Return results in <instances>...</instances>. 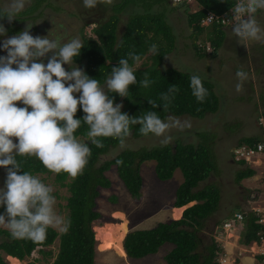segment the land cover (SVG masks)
I'll return each mask as SVG.
<instances>
[{"label": "trees", "instance_id": "obj_1", "mask_svg": "<svg viewBox=\"0 0 264 264\" xmlns=\"http://www.w3.org/2000/svg\"><path fill=\"white\" fill-rule=\"evenodd\" d=\"M171 1V0H170ZM169 0H122L113 3L110 11L105 7L107 17L100 20H89L86 24H94L91 35L81 33L84 47L74 62L82 64L84 71L89 77L96 78L101 85L111 74V69L117 66L120 58H128V53L133 52L141 56V65L135 73L137 84L129 86L128 97H120L118 94L109 93L114 103L122 102V113L129 116H139L144 111H154L161 119L167 116L189 115L193 118H204L206 114H214L221 107L220 98L214 90V84L195 72H183L174 67H162V62L175 45L174 35L171 26L165 20L162 11L151 12L155 3L166 5L172 10L177 4ZM198 9L187 13L188 24L193 29L191 39L193 49L199 57H206L204 43L211 47L210 54H214L223 45L225 40V24L232 21L230 11L231 5L237 0H195ZM135 4L143 7V12H131L124 22V29L118 32V25L121 20L120 14L126 5ZM103 4V3H102ZM101 5V2H100ZM99 5V6H100ZM104 5V4H103ZM52 6L51 0H28L26 8L18 15L26 16V19L33 20L43 13L44 7ZM108 7V5H105ZM167 7L158 8L165 10ZM4 8L0 6V13ZM187 11V8L186 10ZM214 15V19L208 24L201 25V21ZM19 16V17H20ZM223 17L227 22L223 23ZM7 18L0 19V24ZM23 20V19H19ZM15 19L5 25L7 32L13 33L20 30L21 25H14ZM204 33L203 42H197ZM152 44H156L157 53L149 52ZM129 64L135 67V63L129 59ZM147 73L150 84L147 88L141 87L139 81L143 74ZM196 74L207 89L208 95L203 102L197 101L192 94L190 77ZM175 85L178 91L171 97V102L163 108L161 94L167 93L169 87ZM242 98H238L241 100ZM148 100L157 102L158 107L152 108ZM84 116L82 109L78 108L76 118ZM246 117V116H245ZM264 117V112H263ZM228 126H230L228 124ZM140 125L131 127L132 138L142 137L139 131ZM88 126L82 122L81 127L75 132L78 139L87 142L91 149V155L83 172L76 177L67 173L55 174L56 181L60 186H66L69 195L66 197L65 207L67 208L66 221H70L67 231L58 232L54 227L47 230L46 239L42 242H35L30 239L13 238L6 227H0V264H8L3 255H10L19 260L24 259L37 251L45 257V264H96L95 239L92 227L102 223V215L96 209V199L99 196V188H108L110 180L103 173L111 165L117 167L118 176L134 199H140L142 195V179L139 174V164L146 160L155 161V174L160 180H167L172 177L175 169L182 172L183 180L175 190V197L172 206L184 207L192 201L195 203L184 209L182 216L177 220L169 222L159 221L155 226L148 229H133L124 237L123 247L130 258H142L148 254L156 253L164 243L173 244L172 249L164 254L166 264H220L216 255L221 251L220 246L214 237L210 242L202 246V239L199 236L200 230L204 227L206 219L217 209L220 191L214 182H209L198 188L200 182L205 181L210 175L218 173L216 168L215 144L213 143L214 133L208 131L197 132L199 140L195 142L175 141L173 144L158 145L140 149H124L115 156L104 160L102 156L119 144V141L112 137H99L103 147H96L87 136ZM261 139L257 136L242 137L237 146L248 144L256 148ZM24 171L33 175L50 174L42 163L34 156H18ZM118 161L120 163H118ZM244 164L245 159L238 161ZM254 169L245 167L236 172V182L252 176ZM6 180V178H5ZM114 200V197H113ZM234 209H237L234 208ZM5 211L0 206V214ZM234 211V210H233ZM235 213V212H234ZM242 220L243 228L240 241L242 244L256 242L260 244L264 239V223L260 216L250 210L241 219L234 214L223 219ZM58 237V250L53 252L48 246L52 245ZM48 258L52 260L48 263ZM264 255H259L263 259ZM34 264V263H29Z\"/></svg>", "mask_w": 264, "mask_h": 264}, {"label": "rangeland", "instance_id": "obj_2", "mask_svg": "<svg viewBox=\"0 0 264 264\" xmlns=\"http://www.w3.org/2000/svg\"><path fill=\"white\" fill-rule=\"evenodd\" d=\"M121 1L112 0L111 4L101 2V5L97 3L94 8H86L83 0H51L52 6L44 7L42 15L33 20L26 19L24 15H18L14 25H21V28L17 32H7V37L22 31L27 23L33 25L30 34L34 37L45 36L50 30V38L58 32L64 34L66 38L74 36L81 38L82 32L91 35L93 34L92 28L95 25L86 23L89 20H100L107 17V12L99 10V7L103 6L107 11H110L113 3ZM9 2L10 0H0L1 8L5 9ZM27 4L28 0L24 8ZM153 4L150 13L162 11L175 37L174 49L165 56L161 66H170L183 72L189 71L200 74L214 84V90L220 98L221 107L214 114H206L204 118H193L186 114L175 116L182 121L190 120L191 127L183 131L173 129L169 133L172 137L170 144H173L175 141L196 143L199 140L197 132H215L213 143H216L215 154L218 173H214L205 181L200 182L198 188L209 182H214L219 187L220 196L217 209L206 219L204 227L199 232V236L203 241L202 246L208 244L210 237L213 236L221 248V251L216 255L220 264H264V258L259 259V255H264V239L260 244L256 242L247 245L242 244L240 241L243 228L242 220H230L227 225L223 224V219L231 216L234 212H241L242 217L250 210L259 214L260 221L264 223V149L245 157L247 158L246 163L240 164L238 161L243 157L236 154L238 149L235 148L242 137L249 136L259 137L261 139L259 143L264 145V41L248 40L245 43L240 42L239 38L233 37L231 21L225 24V33L228 38L224 40L223 45L214 54L209 53L212 49L207 42H203L205 39L201 40L204 33L201 35L202 37L198 38L197 42H203L204 51L205 53L208 52L206 57H199L191 44V39H196L192 37L193 29L187 20V13L198 9L197 2L195 0L172 2V4H177V8L174 10L169 8L166 3L161 5V7H167L165 10H160V5ZM105 5H108V7ZM186 8L187 11H185ZM143 11L144 8L138 5H127L120 14L121 20L118 25V32L120 33L124 29V22L131 12L140 13ZM256 18L264 26V10H259L256 13ZM223 20L226 23V18L223 17ZM7 22L6 19L1 24L5 27ZM208 22L202 20L201 25L206 26ZM5 38V36H0V43ZM5 55L6 52L0 50V56ZM50 55L51 53L48 54V56ZM44 63H47V57L44 58ZM75 64L84 69L82 64ZM64 67L66 70H70L68 65H64ZM135 67H137L136 64ZM240 67H243L249 75L248 79L243 82V90L237 92L235 85L238 81L235 73ZM238 98L242 99L238 100ZM17 103L18 106L23 107L22 104ZM117 103L122 104L121 101ZM162 139L163 137H157L153 134L137 138L129 137L124 146L119 143L104 154L102 159L107 160L124 149H140L162 145L160 142ZM14 142L16 141L14 140ZM245 167L253 168L254 174L236 182V172ZM139 174L142 179V195L140 199H134L118 176L115 164L104 171L103 175L110 180V186L99 188L100 194L96 199V209L102 215L100 225L108 222L118 224L121 223L122 218H125L128 232L133 229H148L155 226L159 221L169 222L179 219L184 209L195 203V201H192L181 208L172 206L175 190L183 180L179 168L175 169L171 178L160 180L155 174V161L146 160L139 164ZM37 176L54 189L53 194L56 197L55 210L66 220L68 212L65 204L66 197L69 195L67 187L58 184L55 173H44ZM5 178L6 170L0 168V188L4 187ZM70 178L69 175L65 181H69ZM236 207L237 209H234ZM0 227L5 226L0 225ZM54 228L61 232L59 228ZM125 235L122 238V246ZM234 237L236 244L234 243ZM172 247L173 244L164 243L156 253L148 254L142 258H130L127 256L126 251L125 255H121L112 246L95 239L94 260L96 264H166L163 258L164 254L170 251ZM48 248L56 253L58 250V237ZM2 255L8 264H45L46 261L43 254L37 251H33L30 256L22 260L14 261L10 260L12 256ZM51 260V258H48L46 263Z\"/></svg>", "mask_w": 264, "mask_h": 264}, {"label": "clouds", "instance_id": "obj_3", "mask_svg": "<svg viewBox=\"0 0 264 264\" xmlns=\"http://www.w3.org/2000/svg\"><path fill=\"white\" fill-rule=\"evenodd\" d=\"M100 2L111 4L112 0H83L86 8H94ZM26 3L27 0H10L0 13V19L7 18L11 23ZM259 10H264V0H237L231 5L233 37L242 43L264 41V26L256 18ZM32 27L27 23L22 31L7 37V30L0 24V36L6 37L0 43V50L6 52L5 56H0V168L6 170L4 187L0 188V206L5 209L0 214V225L5 226L13 238L42 242L48 228L57 227L66 232L70 221L56 212L54 189L38 176L24 171L18 156H34L49 172L76 177L83 172L91 155L89 144L75 135L82 122L88 126L87 136L96 147H103L99 137L115 138L124 146L133 125H140L142 135L163 137L160 142L167 145L172 140L169 133L173 129L183 131L191 127V122L172 115L161 119L154 111L129 116L121 112L122 104L114 103L109 93L128 97L129 86L137 84L135 73L140 55L130 52L128 58H120L101 85L74 62L84 47L81 38H66L59 32L50 38L51 30L45 36L34 37L30 34ZM157 47L152 44L149 52L155 55ZM129 59L137 68L129 64ZM248 75L243 67L237 69V92L243 90ZM149 84L147 73H144L139 85L147 88ZM190 87L197 101L203 102L208 91L198 75L190 77ZM177 91L176 86L171 85L167 93L161 94L163 108ZM148 102L152 108L158 107L157 102ZM78 108L84 113L81 119L76 118ZM244 146L253 153L264 149L262 143L256 148L248 144L235 148ZM253 153L243 156L236 151L245 162V157Z\"/></svg>", "mask_w": 264, "mask_h": 264}, {"label": "bare ground", "instance_id": "obj_4", "mask_svg": "<svg viewBox=\"0 0 264 264\" xmlns=\"http://www.w3.org/2000/svg\"><path fill=\"white\" fill-rule=\"evenodd\" d=\"M122 217V216H121ZM95 239L102 243L112 246L121 255H125V250L122 246V238L127 231L126 219L122 218L121 223H104L103 225H95ZM234 243L236 240L234 237Z\"/></svg>", "mask_w": 264, "mask_h": 264}, {"label": "built area", "instance_id": "obj_5", "mask_svg": "<svg viewBox=\"0 0 264 264\" xmlns=\"http://www.w3.org/2000/svg\"><path fill=\"white\" fill-rule=\"evenodd\" d=\"M177 1H179V0H177ZM209 16H213L214 17V15L213 14H211V13H209L208 14V17H207V21H212L214 18H210ZM258 148H261V145H258ZM237 152L240 154V155H248V154H250V153H253V150H251V149H249V148H247V147H240V148H238V150H237ZM234 215L236 216V218L237 219H241V212H239V211H236L235 213H234ZM230 221V220H229ZM233 221V220H232ZM227 223H228V221H225L224 222V225H227Z\"/></svg>", "mask_w": 264, "mask_h": 264}, {"label": "crops", "instance_id": "obj_6", "mask_svg": "<svg viewBox=\"0 0 264 264\" xmlns=\"http://www.w3.org/2000/svg\"><path fill=\"white\" fill-rule=\"evenodd\" d=\"M169 1H170V0H169ZM225 36H226L225 39H227L228 37H227V34H226V33H225ZM251 243H253V242H251ZM255 244H256V243H255ZM10 260H11V261H14V260H18V259H17L16 257H13V256H12Z\"/></svg>", "mask_w": 264, "mask_h": 264}, {"label": "water", "instance_id": "obj_7", "mask_svg": "<svg viewBox=\"0 0 264 264\" xmlns=\"http://www.w3.org/2000/svg\"><path fill=\"white\" fill-rule=\"evenodd\" d=\"M238 43V42H237ZM128 232V231H127ZM127 232H126V234H127Z\"/></svg>", "mask_w": 264, "mask_h": 264}, {"label": "flooded vegetation", "instance_id": "obj_8", "mask_svg": "<svg viewBox=\"0 0 264 264\" xmlns=\"http://www.w3.org/2000/svg\"><path fill=\"white\" fill-rule=\"evenodd\" d=\"M238 50H240V49L238 48Z\"/></svg>", "mask_w": 264, "mask_h": 264}]
</instances>
